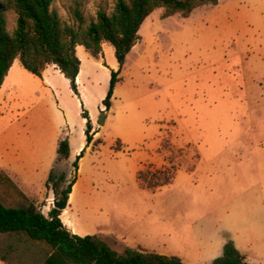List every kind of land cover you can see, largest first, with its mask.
Returning <instances> with one entry per match:
<instances>
[{
    "label": "rangeland",
    "instance_id": "374dc122",
    "mask_svg": "<svg viewBox=\"0 0 264 264\" xmlns=\"http://www.w3.org/2000/svg\"><path fill=\"white\" fill-rule=\"evenodd\" d=\"M114 3L84 0L81 11L95 19L98 7L110 13ZM53 7L72 23L69 0ZM157 11L139 28L108 110L102 100L110 71L118 69L110 44L102 60H83L79 99L59 76L55 94L11 95L3 121L37 101L29 116L42 113L49 125L64 112L59 134L68 136L70 157L46 184L57 139L43 155L23 156L15 173L33 197L3 178L0 202H33L47 216L74 179L59 210L62 221L74 223L73 234L96 236L117 253L130 248L185 264H209L230 241L247 262L264 264V0H217L188 20L157 18ZM15 18L6 12L9 31ZM82 109L95 132L85 150ZM102 110L108 116L100 126ZM51 252L24 234H0V256L9 264H41Z\"/></svg>",
    "mask_w": 264,
    "mask_h": 264
},
{
    "label": "trees",
    "instance_id": "16d2710c",
    "mask_svg": "<svg viewBox=\"0 0 264 264\" xmlns=\"http://www.w3.org/2000/svg\"><path fill=\"white\" fill-rule=\"evenodd\" d=\"M69 1L68 13L72 23L61 18L53 7L54 0H0V85L12 62L18 58L28 72L38 77H41L47 64L57 65L69 79L74 94L78 95L75 78L80 60L75 54L76 45H83L90 54L99 57L102 43L107 42L113 46L118 63V69L110 71L108 90L102 100V105L108 110L125 57L140 39L139 28L153 10L163 7L162 18L176 13L188 17L198 6L217 4V0H115L110 13L98 7L95 19L86 20L81 11L84 0ZM7 11H13L16 15L12 31L7 29ZM81 115L86 118L84 134L88 145L95 132H92L87 112L82 109ZM83 151L72 162L76 169ZM56 152L57 157L46 184L53 178L55 169L69 156L66 138L58 140ZM3 178L15 185L9 177L0 174V180ZM74 182L72 179L61 190V200H68ZM61 214L59 209L52 207L45 216L35 208L33 202L25 207L5 206L0 202V233L24 234L33 241L49 245L52 252L41 264H185L175 256L130 248L117 253L96 236L71 233L63 225ZM0 259L6 261L4 256H0ZM210 264L251 263L229 241L222 255Z\"/></svg>",
    "mask_w": 264,
    "mask_h": 264
},
{
    "label": "crops",
    "instance_id": "0c3cea01",
    "mask_svg": "<svg viewBox=\"0 0 264 264\" xmlns=\"http://www.w3.org/2000/svg\"><path fill=\"white\" fill-rule=\"evenodd\" d=\"M207 6H214V5L210 4V5L198 6L192 10V12L190 13L188 17H180V20H188V19L193 18L196 15L197 11H199L200 9L207 10ZM159 8H156L150 14H154V12H156L157 10H160V11H157L158 13L156 17L161 18L162 13H163V7H159ZM177 15H179V13H176L172 16H168L166 18L176 17ZM107 44L109 43L107 42L102 43L101 55L103 54L104 48ZM109 48L112 52V55H114L113 46L111 45V47ZM133 50H134V46L127 53L124 64L127 58L131 54H133ZM75 54L80 60L79 71L75 78L79 96L77 97L75 94L73 95L76 96L77 99H79L82 96L80 93V81L79 80H80V73L84 72V67H82L83 60H86L88 62L89 56H92V55L84 48L83 45H76ZM101 55L100 57H97V59L102 60L103 58L101 57ZM113 59L114 60L116 59L115 56L113 57ZM114 60H113L112 66L113 67L115 65L118 66L117 61L115 62ZM55 76H59L66 83H68V85H70L69 79L63 75V73L60 71L58 66L55 64H47L45 68L43 69V71L41 72V77H38L28 72L21 65L19 59L15 58L9 70L7 71V74L4 77L2 84L0 85V171L5 172L6 176L9 177L17 185V187L22 191V193L27 197H33V196H31L27 191L21 189L20 187L21 185L19 186V182L17 181L19 178H17V174L15 173L18 170L17 169L18 163L21 166H23L24 165L23 156H26L29 153L32 155H40V156L43 155L47 148L50 147L51 149L52 138L57 139V143L59 139H63V138L67 139L68 136L64 134L63 130L61 131L62 133L59 134V131L61 129V123L63 121L67 123V120H66L64 112H62V118H63L62 120L57 119L55 122L52 121L50 125H49V122L46 121V118L41 115L42 113L38 115V113L36 112L33 115L29 116V112H31V109L35 108V106L39 104V101H37L34 105H32L27 110H25L23 113L12 116L10 119L6 121L1 120V118L3 117L1 111H3L2 108L5 107L6 104H8V106L9 104L11 105L10 103L11 95L13 94H15L16 97H20L21 95H24L30 91H32L33 93L37 92V94H39L38 91L43 90V89H47L46 93L48 94V96L51 94H55L56 92H58V89L56 88L57 82L55 80ZM56 104L58 105V102ZM101 109H103V107ZM107 116H108V113L106 112L105 122H106ZM81 120H82V123L85 124L86 118L81 117ZM41 125H44L43 130L39 128L41 127ZM32 126L34 127V130H32ZM92 127H93L92 130H94L93 124H92ZM82 132L84 133V130H82ZM93 136L94 134L92 135V137ZM22 141L25 142V144L22 143ZM68 144H69V141H68ZM82 145H83V142L78 147L77 152L81 148ZM88 145L87 144L85 145L84 150L86 149V147H88ZM56 157H57V152H56ZM56 157L52 163L51 168L53 167L55 163ZM69 157H70V145H69V156L67 159L64 160L62 164L64 163L68 164ZM68 230L71 233H73L70 229ZM0 234H3V233H0ZM1 263L9 264L7 261H3V260H1Z\"/></svg>",
    "mask_w": 264,
    "mask_h": 264
},
{
    "label": "water",
    "instance_id": "95a60500",
    "mask_svg": "<svg viewBox=\"0 0 264 264\" xmlns=\"http://www.w3.org/2000/svg\"><path fill=\"white\" fill-rule=\"evenodd\" d=\"M105 117H106V111L105 110H102L100 112L99 118L97 120V124L100 125V126L104 125V123H105ZM67 201H68L67 199H65V200H56V199H53V201H52L53 207L54 208H57L59 210H63L67 206Z\"/></svg>",
    "mask_w": 264,
    "mask_h": 264
},
{
    "label": "bare ground",
    "instance_id": "6f19581e",
    "mask_svg": "<svg viewBox=\"0 0 264 264\" xmlns=\"http://www.w3.org/2000/svg\"><path fill=\"white\" fill-rule=\"evenodd\" d=\"M68 202H69V201H68ZM64 214L66 215V214H67V211L64 212ZM64 214H63V215H64ZM61 216H62V215H61ZM69 220H70V218H66V219H64L63 221L67 224V226L70 228V230H71L72 232H74V231H75L74 223L70 222Z\"/></svg>",
    "mask_w": 264,
    "mask_h": 264
}]
</instances>
